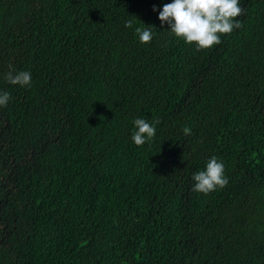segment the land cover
Here are the masks:
<instances>
[{"label":"trees","instance_id":"1","mask_svg":"<svg viewBox=\"0 0 264 264\" xmlns=\"http://www.w3.org/2000/svg\"><path fill=\"white\" fill-rule=\"evenodd\" d=\"M171 2L0 0V264H264V0L200 51ZM212 156L227 186L192 191Z\"/></svg>","mask_w":264,"mask_h":264},{"label":"clouds","instance_id":"2","mask_svg":"<svg viewBox=\"0 0 264 264\" xmlns=\"http://www.w3.org/2000/svg\"><path fill=\"white\" fill-rule=\"evenodd\" d=\"M153 11L157 9L153 7ZM244 12L245 9L240 5L239 0H172L171 3L163 4L158 19L162 27L168 26L171 35L188 45H194L196 50L200 51L219 45L222 42L221 36L229 35L235 29L241 28L243 25L237 18ZM124 26L132 28L133 21H126ZM152 27L135 28L140 43L148 44L152 41ZM5 79L12 85L30 86L31 73L16 72L9 65ZM9 99L8 92H0V107H6ZM159 123V119H154L151 123L145 118L134 119L135 130L131 136L132 142L136 146L150 143L156 135V125ZM183 133L191 135V129L185 127ZM224 172L223 162L212 156L204 170L193 174L192 191L207 195L217 188H224L228 184Z\"/></svg>","mask_w":264,"mask_h":264}]
</instances>
